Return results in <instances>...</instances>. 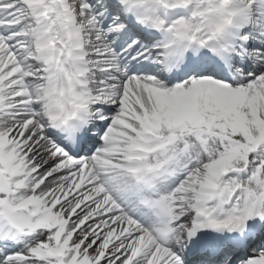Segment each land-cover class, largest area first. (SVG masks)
<instances>
[{
    "label": "snow or ice",
    "instance_id": "snow-or-ice-1",
    "mask_svg": "<svg viewBox=\"0 0 264 264\" xmlns=\"http://www.w3.org/2000/svg\"><path fill=\"white\" fill-rule=\"evenodd\" d=\"M0 264H264V0H0Z\"/></svg>",
    "mask_w": 264,
    "mask_h": 264
}]
</instances>
